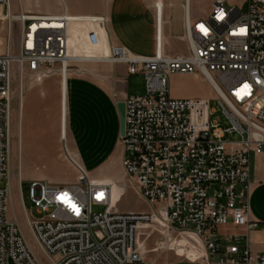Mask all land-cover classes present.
<instances>
[{"label": "built area", "instance_id": "obj_1", "mask_svg": "<svg viewBox=\"0 0 264 264\" xmlns=\"http://www.w3.org/2000/svg\"><path fill=\"white\" fill-rule=\"evenodd\" d=\"M226 1L216 0L207 18L193 19L186 0L185 54L166 53L159 18L153 55L108 42L107 53L85 59L69 55L71 22L88 25L84 40L99 45L102 30L108 39L107 15H73L64 3L59 13L12 15L11 0H0V15L12 27L20 23L16 51L10 32L0 52V181L8 177L0 187V264H150L139 240L146 229L161 235L164 248L202 251L210 264H264V249L254 252L250 238L262 224L252 216L251 196L252 154L264 155V0H247V12ZM90 61L126 64L129 74L146 77V94L123 100L121 163L129 185L151 208L121 211L113 203L112 185L95 181L64 142L76 181L31 179L32 200L45 216L32 218L23 209L38 255L18 216H9L14 70L42 81L62 67L70 74L74 64ZM177 73L208 81L231 125L212 121L209 98L172 97L170 79ZM235 133L239 140H229ZM23 181L20 175L19 185ZM94 206L105 211L95 213ZM231 220L245 233L223 235L221 228Z\"/></svg>", "mask_w": 264, "mask_h": 264}, {"label": "crops", "instance_id": "obj_2", "mask_svg": "<svg viewBox=\"0 0 264 264\" xmlns=\"http://www.w3.org/2000/svg\"><path fill=\"white\" fill-rule=\"evenodd\" d=\"M43 11L29 12L59 13L60 4H65L73 15H107L108 42L121 43L131 51L153 55L158 44L159 18L164 50L169 54L188 52L186 34V0H44ZM40 1L34 6L40 7ZM190 10L193 19L197 17ZM89 26L74 25L72 33L81 49L92 46L82 39ZM103 36L107 37L105 30ZM79 69L62 77L51 75L42 81L26 80L23 103L19 109V125L15 130V142L19 165L28 177L41 179L34 172V164L45 163L62 157L71 178L52 177L56 183L67 184L77 179V171L66 159L64 142L71 153L77 155L89 172H102L105 166L122 162L124 147L121 142V113L119 102L127 95H144L132 89L126 64L103 61L83 62ZM197 77V76H196ZM90 158L91 167L86 163ZM23 174V172H22ZM254 187L251 196L252 216L261 221V227L250 233L254 252L264 249V155L252 154ZM113 178V177H110ZM115 179V178H113ZM104 180V179H99ZM221 233L243 234L232 220L221 228ZM193 242H197L191 236ZM185 239L181 240V244ZM154 251V249H153ZM174 252V253H173ZM202 251L179 249L165 253L157 264H210L202 258ZM219 258L215 255L213 259Z\"/></svg>", "mask_w": 264, "mask_h": 264}, {"label": "rangeland", "instance_id": "obj_3", "mask_svg": "<svg viewBox=\"0 0 264 264\" xmlns=\"http://www.w3.org/2000/svg\"><path fill=\"white\" fill-rule=\"evenodd\" d=\"M36 1H40V7H35L34 4ZM56 0H50L51 3ZM216 0H192V11L193 14L197 17H206L213 10V4ZM227 5H239L242 8L243 12L248 11L249 4L247 0H227ZM12 6L14 9V13L18 14L21 10L24 11H37L41 8L45 11L46 5L44 0H12ZM61 11L63 10L62 4L59 5ZM0 7V11H1ZM6 11V7L4 9ZM10 33V21L8 18L0 16V52H4L6 48V44L8 41ZM20 35V23L15 21L13 23V32L10 37V42L13 43V48L17 47V42L15 45V40L19 38ZM186 39V37H185ZM187 41V40H186ZM158 46V45H157ZM164 48V46H163ZM16 51V50H15ZM82 63H77L72 66L74 70L79 69ZM59 67V66H58ZM55 76L62 77L61 72L54 74ZM28 78H33L31 73L25 74V80ZM146 77L143 73L134 74L131 78V86L132 89L138 91L140 93H144L146 91ZM26 84H24L25 92ZM13 124H12V132H13V144H12V153H11V166L10 173L13 182V192L10 196V204H9V216L13 217L17 215L24 234L35 250V252L40 255V251L33 240V236L30 233V230L26 224L25 216H24V206L30 213L32 218L40 219L45 216L44 213H40L39 208L34 204L31 197V183L30 180L26 179L27 174L22 171L21 165H19L18 156L16 153L15 142L16 135L15 130L18 129L19 125V109L21 107L22 97H21V89L19 84V72L15 67L14 70V89H13ZM170 92L171 96L175 98H209L211 100V107L213 110L211 119L212 121L218 122L223 127H229L231 125L230 120L225 116L223 112V108L220 105L217 95L215 91L212 89L211 85L208 81L203 79L202 77H196L193 74H182L177 73L174 74L170 79ZM24 96V93H23ZM241 136L238 134H231L228 136V139L231 141L239 140ZM86 163L89 168L91 167L90 158L86 157ZM34 172L37 174L45 175L41 179L48 180L53 183H56L52 177L59 179H68L72 176V171L68 168L65 160L62 157H55L48 162L34 164ZM102 172H90L93 178L95 179H104L107 181H121L125 182L129 185V181L125 177V171L122 166V163H114L111 165L105 166ZM23 172V174H22ZM76 172V170H75ZM22 175L24 181L19 185V178ZM77 175V173H76ZM113 177V178H110ZM76 179L73 181L75 182ZM8 182V177L3 178L0 181V187H6ZM72 183V182H71ZM23 196V201H22ZM118 208L121 211H149V204L139 195L137 190L133 185H129L127 191L123 194L122 200L119 203ZM93 211L95 213L105 211V206H94ZM139 240L141 245L145 250L146 259L150 264H157L159 262V258L162 257L165 253L172 252L173 250L169 248H164L163 245L159 244L161 242V235L152 229H146L139 232ZM154 249V251H153ZM174 253V252H173Z\"/></svg>", "mask_w": 264, "mask_h": 264}, {"label": "bare ground", "instance_id": "obj_4", "mask_svg": "<svg viewBox=\"0 0 264 264\" xmlns=\"http://www.w3.org/2000/svg\"><path fill=\"white\" fill-rule=\"evenodd\" d=\"M11 4H12V0H11ZM30 13H33V12H30ZM11 14L12 15L15 14L13 7L11 10ZM33 16H41V14L34 13ZM1 17H3V16H1ZM71 24H72V29H73L74 25L80 24L82 26H87L85 24L75 23L73 21L71 22ZM72 29H71V32H72ZM10 32L12 35L13 27L11 25H10ZM84 34H85V32L83 33V37H82L83 40H84ZM16 42H18V38L15 40V45H16ZM10 44H11V47H13V43L10 42ZM70 46H71L70 50H69L70 57H84L85 59H88V58L93 59V58L101 57L102 55H104L105 53L108 52V39H107V37L105 38V36H102V39H101V42L99 45H91L92 46L91 48L81 49L80 46L77 44V41L75 39L74 34L71 33ZM18 72H19V84H20V89H21V97H22V101H23L24 84L26 83L25 73H21L20 71H18ZM68 72H69L68 68L62 67L61 73L65 74ZM93 179L95 181H98V182H105V183H109L112 185L113 203H115L118 207L119 203L122 200L123 194L127 191L125 189L124 185L121 183L122 180L121 181H107V180H99V179H95V178H93ZM19 181H20V178H19Z\"/></svg>", "mask_w": 264, "mask_h": 264}, {"label": "water", "instance_id": "obj_5", "mask_svg": "<svg viewBox=\"0 0 264 264\" xmlns=\"http://www.w3.org/2000/svg\"><path fill=\"white\" fill-rule=\"evenodd\" d=\"M119 109L121 113V135H124L125 133V103L124 102L119 103Z\"/></svg>", "mask_w": 264, "mask_h": 264}, {"label": "snow or ice", "instance_id": "obj_6", "mask_svg": "<svg viewBox=\"0 0 264 264\" xmlns=\"http://www.w3.org/2000/svg\"><path fill=\"white\" fill-rule=\"evenodd\" d=\"M201 28H202V30H205V29H203V26H201ZM206 31V30H205ZM243 31V30H242Z\"/></svg>", "mask_w": 264, "mask_h": 264}]
</instances>
